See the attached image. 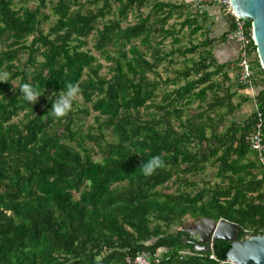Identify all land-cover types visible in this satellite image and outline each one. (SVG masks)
<instances>
[{"label": "trees", "instance_id": "obj_1", "mask_svg": "<svg viewBox=\"0 0 264 264\" xmlns=\"http://www.w3.org/2000/svg\"><path fill=\"white\" fill-rule=\"evenodd\" d=\"M35 2L0 0V73H9L0 83V264H132L139 255L147 264H229L227 242L196 253L182 232L169 230L208 218L237 225L240 240L264 235V188L245 141L256 114L227 121L246 97L211 53L225 34L210 40L198 16L187 15L178 30L205 39L179 46L164 25L191 2L54 0L48 14L47 0ZM91 35L98 57L85 49ZM165 37L175 44L167 52ZM174 57L184 66L161 79L158 67ZM250 69L264 143V74L255 54ZM25 83L41 94L35 104L20 91ZM70 83L79 85L88 105L80 113L94 114L97 135L72 130L71 111L61 120L48 115ZM155 156L165 166L143 175L139 167ZM207 166L215 181L195 189L187 178Z\"/></svg>", "mask_w": 264, "mask_h": 264}, {"label": "water", "instance_id": "obj_2", "mask_svg": "<svg viewBox=\"0 0 264 264\" xmlns=\"http://www.w3.org/2000/svg\"><path fill=\"white\" fill-rule=\"evenodd\" d=\"M232 10L238 17L250 22L255 54L259 67L264 74V0H229ZM228 26L229 16L224 13ZM209 44L211 41H207ZM239 227L222 219L199 218L181 227L187 241L193 242L194 252L210 251V245L216 240L229 244L225 254L229 264H264V235L238 239Z\"/></svg>", "mask_w": 264, "mask_h": 264}, {"label": "rangeland", "instance_id": "obj_3", "mask_svg": "<svg viewBox=\"0 0 264 264\" xmlns=\"http://www.w3.org/2000/svg\"><path fill=\"white\" fill-rule=\"evenodd\" d=\"M48 1V3H47V6H46V9L43 11V13L44 14H48L49 13V11H48V7L50 6V3L51 2H53L54 0H47ZM87 1H91V0H81V3H84L85 4V2H87ZM161 1H163V2H165L166 0H161ZM171 1H174L175 3H179V1L178 0H171ZM181 3H182V0H181ZM187 3H188V1H187ZM187 3H185V4H187ZM35 4H36V2H35V0H27V3H26V5L27 6H29V7H33V6H35ZM149 11V6H147V7H145V8H143L142 9V14H146L147 12ZM181 11H183V12H181V14H180V17L178 18V17H176V16H174V17H172L170 20H168L166 23H165V25H164V27L165 28H169V29H173V31L175 32V34H174V37H176V39H178L180 42H179V46H181V47H183V46H186L187 44H188V42L191 40L192 41V43H195V42H201V41H203L204 39H205V36H203V35H201V34H198V35H196L195 37H193V38H191V39H189L188 38V36H187V30H178L179 29V25H180V23L183 21V19L185 18V17H187V15H189V16H195L196 14L195 13H193V11L192 10H190V9H188V6L186 7V8H183V10H181ZM134 15H135V13H134ZM196 16H198V15H196ZM108 17H106L105 19H107ZM199 18V17H198ZM134 16L133 15H130L129 17H128V23L130 22V23H133L134 22ZM51 21H53V18L52 17H50V20H49V23L51 22ZM48 22H45V23H43L42 25H41V29L45 32L46 31V29H47V27H48ZM203 29L204 30H207V31H209V29L208 28H206L205 26H203ZM178 30V31H177ZM177 31V32H176ZM202 33H203V31H202ZM93 37V35H91V36H89L88 38H87V45H86V48L85 49H87L93 56H95V57H98V54L91 48V45H92V38ZM206 37H208V39H210V40H212L211 38H210V36H209V34H207L206 35ZM160 39V37H157L156 38V40L158 41ZM171 39H172V37H165L163 40H161L162 41V49H163V51L164 52H167L170 48H173L174 46H175V44L171 41ZM210 44H212V42L210 43ZM209 44V45H210ZM20 59H21V61H23L24 59H25V56L24 55H21L20 57H19ZM194 58H196V55H194ZM174 60L172 61V64H169V63H167V59L165 60V61H163V63L158 67V69H157V72H158V74H159V77L161 78V79H164V78H166V77H169V78H171V77H173L174 76V74H173V71L174 70H178V69H181L184 65H183V58H180V57H174L173 58ZM248 60L250 61V64H251V66H252V62L254 61V55L252 54V55H250L249 57H248ZM98 61L104 66V67H106V63L102 60V59H100V58H98ZM236 70H237V68H236ZM253 70H255V68H253ZM100 74H105V68H102L101 70H100V72H99ZM219 78H217V80L216 81H219L218 80ZM231 82L230 83H232L231 85H235L236 84V79H235V77H233V78H231V80H230ZM229 83V84H230ZM244 93V92H243ZM237 94V93H236ZM238 95V94H237ZM244 96V95H243ZM208 97H209V95L207 96V99H208ZM238 100V97H236V100L235 101H237ZM156 101H157V99H156ZM234 102V101H233ZM73 106H72V108H71V113L73 114V118H74V122H73V126H72V130H79V132H80V134H82V135H85L87 132H88V129H89V132L91 133V134H96L97 135V133H96V128L93 126L94 125V123H93V117H94V114L93 113H89L87 116H84V115H82L81 113H80V110L81 109H84L85 107H87L88 105L87 104H84L83 102H82V100L80 99V97H78V99H76L74 102H73ZM195 107V104H193V105H191L190 106V110L191 109H193ZM142 116L143 117H145V115L144 114H142ZM19 119H21V114H19L17 117H15V118H12V121H14V122H16V121H18ZM92 127V128H91ZM55 130L57 131V132H61L62 131V129L60 128V127H55ZM105 134H106V132H104V139L105 140H109V137H107V136H105ZM88 147H90L91 146V144L90 143H88V142H86L85 143ZM93 157H94V159H96V158H98L99 156H95L94 154H93ZM213 172V170H211L208 166L207 167H205V171L203 170V172L200 174V175H194V176H190V177H188L187 178V181L190 183V182H194L195 184H196V187H195V189L197 188V189H199V188H201L202 186H203V183H201L202 182V180H203V182L205 183L207 180H209L210 179V181L211 182H213V181H215L214 179H212L211 178V173ZM175 188V186H169L168 185V189L166 190V191H172L173 189ZM183 190H185V191H189V192H192V190H194V187H191V186H187V187H184V189ZM193 222V221H192ZM189 223H191V221H189V220H183V221H181V222H179L176 226H174L173 228H171L170 230H169V232H172V231H178L181 227H186V226H188L189 225Z\"/></svg>", "mask_w": 264, "mask_h": 264}, {"label": "built area", "instance_id": "obj_4", "mask_svg": "<svg viewBox=\"0 0 264 264\" xmlns=\"http://www.w3.org/2000/svg\"><path fill=\"white\" fill-rule=\"evenodd\" d=\"M212 5H218L222 11L226 13L230 20V29L225 33L224 40L227 42H234L238 46V57L236 64V83L242 87L243 92L253 104V112L256 114L252 127L245 137V141L251 151L256 154L257 163L259 165L260 177L264 188V143L262 134V119L259 113H256L254 104V86L252 85L253 72L250 69L248 57L255 54L254 42L251 33L250 22H246L236 15L232 10L229 0H192L191 10L196 15L200 16L203 12ZM248 26L246 27V24ZM253 47V50H252ZM256 56V54H255ZM211 248V245H210ZM210 257V256H209ZM128 262V261H127ZM147 259L139 255L134 258L132 264H147Z\"/></svg>", "mask_w": 264, "mask_h": 264}, {"label": "crops", "instance_id": "obj_5", "mask_svg": "<svg viewBox=\"0 0 264 264\" xmlns=\"http://www.w3.org/2000/svg\"><path fill=\"white\" fill-rule=\"evenodd\" d=\"M179 3L181 0H178ZM190 3L192 0H182V3ZM198 20H201L202 25L209 29V36L211 39H217L224 35L228 31V24L224 19V12L218 5H212L208 7L202 15L198 16ZM211 53L215 62L219 65H227L228 76L231 78L235 77L236 74V63L238 57V46L234 42H217L214 43L211 49ZM229 80V82H231ZM234 90V89H232ZM237 94L243 96L241 90L237 91ZM237 95L232 99L236 100ZM240 100V99H239ZM253 104L249 98H245L240 106L234 110L233 114L228 117L227 121H237L239 123L245 121L253 113ZM209 167V166H208ZM210 168V167H209ZM213 170L212 168H210ZM205 171V170H204Z\"/></svg>", "mask_w": 264, "mask_h": 264}, {"label": "clouds", "instance_id": "obj_6", "mask_svg": "<svg viewBox=\"0 0 264 264\" xmlns=\"http://www.w3.org/2000/svg\"><path fill=\"white\" fill-rule=\"evenodd\" d=\"M9 77L8 72L0 73V83L7 81ZM20 91L24 99L30 103L35 104L37 100L41 97L39 91L34 89L30 84H23ZM80 95V88L78 84H68L67 90L60 95L54 102H52L51 110L48 112L52 118L56 120H61L65 118L71 111L73 102L78 99ZM165 166L164 161L160 156H155L143 163L139 168L143 175L150 176L155 173L157 169L163 168Z\"/></svg>", "mask_w": 264, "mask_h": 264}, {"label": "flooded vegetation", "instance_id": "obj_7", "mask_svg": "<svg viewBox=\"0 0 264 264\" xmlns=\"http://www.w3.org/2000/svg\"><path fill=\"white\" fill-rule=\"evenodd\" d=\"M184 237H185V236H184ZM184 239H185V242H186V243L190 244V245L193 247V242H192V241H190V240L187 241V240H186V237H185Z\"/></svg>", "mask_w": 264, "mask_h": 264}]
</instances>
